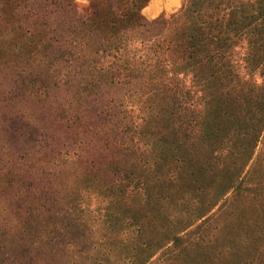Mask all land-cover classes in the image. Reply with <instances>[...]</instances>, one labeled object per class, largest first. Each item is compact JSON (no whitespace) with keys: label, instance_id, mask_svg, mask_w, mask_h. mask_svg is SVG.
<instances>
[{"label":"rangeland","instance_id":"obj_1","mask_svg":"<svg viewBox=\"0 0 264 264\" xmlns=\"http://www.w3.org/2000/svg\"><path fill=\"white\" fill-rule=\"evenodd\" d=\"M256 5L0 0V264H264V53L259 62L249 58L251 40L264 39ZM208 13L228 37L220 51L241 84L217 92L211 110L191 74L179 84L172 78L170 62L187 59L188 34L202 31L198 17ZM17 26L38 34L30 54L17 49L25 38L12 39ZM47 44L67 47V65L62 58L46 65L50 58L38 50ZM39 68L59 83L31 86ZM178 86L186 105L200 98L180 109L189 120L193 108L215 124L229 111L219 126L229 132L223 149L192 140L191 130L170 134L163 108ZM234 120L263 123L251 152L239 157ZM177 144L194 174L171 195L163 181L177 169L170 150ZM233 166L238 180L224 190ZM196 185L210 194L222 189L207 211H194L202 195Z\"/></svg>","mask_w":264,"mask_h":264},{"label":"trees","instance_id":"obj_2","mask_svg":"<svg viewBox=\"0 0 264 264\" xmlns=\"http://www.w3.org/2000/svg\"><path fill=\"white\" fill-rule=\"evenodd\" d=\"M255 3L257 5L253 8H259L257 9L260 10L258 11L259 14H264L262 13V11L264 10V0H255ZM260 8H263L262 11ZM185 12L187 15L186 18H188V21H191L193 16L188 13V10H185ZM192 12L194 11H191V13ZM257 18L259 17L255 16L254 20H256ZM198 20L201 24L202 31L188 34L189 40H186V48L188 47L189 50L185 49V52L187 51V53H189L187 55V59L184 57L182 59L171 60L170 62L172 63V65H174L171 70V75L172 78L175 79L179 84V81L182 78V74H191V79L194 82V85L198 86L199 90L203 92V95L201 97L202 102H204V105L207 106L209 110H211L210 105L212 104L214 106H217L219 102V100L215 98V94L217 92L220 96L221 94L225 93V90L228 89V86L230 84L232 88H235L236 86L240 87L241 84L240 82H232V69L227 63L223 53L220 51L222 47L226 46L224 40L228 37H223L221 35V29L218 28V24L216 22L217 18L214 19L213 14L208 13V15L205 14L204 17H198ZM212 23L215 25H212ZM192 24H194L193 21H191V25ZM99 30L100 31L97 35L100 37L101 28H99ZM24 31L25 28L18 26L12 27V29H10L13 40L23 41L24 38L26 40V42L22 46L18 45L17 49H20V47L21 49L25 47L21 51L23 53L30 54L31 50H33V46L37 45L36 39L38 37V34L34 35V33L32 34L30 32L27 33V31ZM48 45L49 44L45 45L42 50H38V53L43 56V60L50 58L48 61H45L46 65H51L52 62L58 58H62L64 61L67 60L66 58L64 59V56L67 52V47L60 46L59 50H55L53 47L48 50ZM0 46H2L1 43ZM176 46H178V43L176 44ZM261 53H264V39L261 37L253 38V40H251V50L249 53V58L255 62H259L258 60L261 59ZM65 62L67 65V61ZM48 69L44 70L43 68H39L36 73L32 74V82L30 85L50 86L55 85L57 82L59 83L57 76H55L54 73L49 72ZM67 76L68 74H66V77ZM66 81V83H69L70 86L77 85V82L72 81V79ZM85 81L86 79L82 78L80 80V83H85ZM99 85L100 83L95 82V84H92V87L95 88ZM179 86L163 108L166 118H168L169 120L168 125L169 128H171L170 134H172L173 136H179L180 134H184V131H186L187 133L191 130L190 133L192 135V140L194 138L204 140L207 146L210 147L213 151L220 148L223 149L225 147V143H223V140L224 138L228 137L229 132H223V134L221 135V129L219 126L222 122V119H224L225 116L228 115L229 111L226 109L224 110L222 115L217 116L220 121H217V124H215L210 121L211 117L204 118L198 108H193V110L195 109L194 112H190L187 114L188 116H190V118H192L189 120V117L185 116V114H179L180 109L184 106V104L187 109L192 106L197 107L196 104L199 103L200 98L198 97L197 100H193L192 102L188 103V105H186L188 97L187 94H185V88ZM225 99L226 97L220 99L221 104H227V101H225ZM239 115L240 112L238 110L236 112H233L232 119H237ZM261 119L263 120L264 117ZM232 124L234 125V127L232 126L233 135L241 136L239 137L241 138V143L237 146V157H239L242 153L247 154L248 147L251 152V148L255 146V143L258 140V135L260 130L262 129L263 123H261L259 120H255V122L251 126L243 127L240 123L237 124V121L234 120ZM186 126H190L191 128H186ZM215 143H217V146L214 147L213 145ZM153 144L158 146V140H154ZM220 145L223 146L221 147ZM170 150L175 156L173 159L177 169H172L170 172L168 171V178H166L163 182H165L170 188V194L175 195L179 188L184 187L186 184H191L190 179L193 178L192 176L194 172H188L185 169L186 162L183 157L185 147H183V145L177 144L176 146L171 147ZM237 170L238 168H236V166H233L231 168V172L226 179L224 190H228L229 188H231L234 185V182L238 180ZM223 181L224 179H219L220 183H223ZM197 186H199V191L202 194L198 199V201H200L199 206L194 210L198 213L199 210L203 211L206 209L205 211H207L212 205H214L216 201H213V199L214 197H217L219 195V191L222 189L217 188L213 194H210L207 193L209 189L208 186L196 185V187ZM191 191H193V189L187 190L188 193H190ZM187 192L185 193L187 194ZM196 214L194 212H190V217H194L196 216ZM200 215H203V213Z\"/></svg>","mask_w":264,"mask_h":264}]
</instances>
